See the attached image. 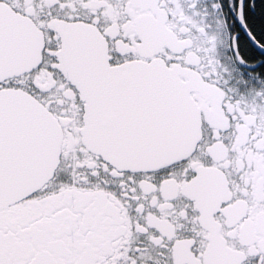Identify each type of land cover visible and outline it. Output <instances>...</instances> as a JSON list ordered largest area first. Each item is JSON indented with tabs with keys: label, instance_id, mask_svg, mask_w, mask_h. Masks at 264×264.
<instances>
[{
	"label": "snow or ice",
	"instance_id": "snow-or-ice-1",
	"mask_svg": "<svg viewBox=\"0 0 264 264\" xmlns=\"http://www.w3.org/2000/svg\"><path fill=\"white\" fill-rule=\"evenodd\" d=\"M0 264H264V0H0Z\"/></svg>",
	"mask_w": 264,
	"mask_h": 264
},
{
	"label": "rangeland",
	"instance_id": "rangeland-1",
	"mask_svg": "<svg viewBox=\"0 0 264 264\" xmlns=\"http://www.w3.org/2000/svg\"><path fill=\"white\" fill-rule=\"evenodd\" d=\"M257 86H259V85H257Z\"/></svg>",
	"mask_w": 264,
	"mask_h": 264
}]
</instances>
